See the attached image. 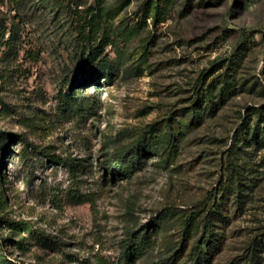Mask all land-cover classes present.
I'll return each instance as SVG.
<instances>
[{"label": "rangeland", "instance_id": "374dc122", "mask_svg": "<svg viewBox=\"0 0 264 264\" xmlns=\"http://www.w3.org/2000/svg\"><path fill=\"white\" fill-rule=\"evenodd\" d=\"M190 1L155 20L151 0H0V258L185 264L220 205L207 264H264V0Z\"/></svg>", "mask_w": 264, "mask_h": 264}, {"label": "trees", "instance_id": "16d2710c", "mask_svg": "<svg viewBox=\"0 0 264 264\" xmlns=\"http://www.w3.org/2000/svg\"><path fill=\"white\" fill-rule=\"evenodd\" d=\"M103 1L104 0H98L99 7L101 6ZM173 3H174L173 0H151V2L150 3L148 2V5L146 6V10L148 14H146L145 17L153 16L155 20H160L162 17H165L166 13L170 12ZM190 5H191V1L186 0L184 4L185 8L189 7ZM92 55H93V52L91 50L89 54L87 55L86 59L83 61L86 65L94 63V60L92 59ZM112 75L113 73H110V72L104 73L103 74L104 81L106 83H110L111 81H113ZM95 79L96 78L94 76H89L86 79L82 78L80 82L78 83H81L83 86L89 81L91 82V81H94ZM223 83H224V87L222 88L220 93L216 96V98L220 99V102H223V100L226 97V89L227 91H229V89L232 88V86H229V87L226 86L227 84H229V81L227 80V78H224ZM97 85L98 86L101 85V82H98ZM215 86L216 85L214 83L209 84L206 91L204 92L200 91L199 97L195 101L196 102L195 106H199L200 109L202 110V108H204L203 107L204 105H207L208 107H210L209 105L211 104V108H212V103H215V100L212 97L213 91L211 89ZM68 103L76 107L75 106L76 99L73 95H71L68 98ZM79 106L82 107V104ZM71 109L73 108L71 107ZM201 110H200V113H201ZM171 127L172 126L170 125V129ZM262 131L264 133V128ZM7 136H8L9 141H11L12 139H19V141L23 143L24 145L23 151L26 153L28 151V148L32 147V144L29 142V140H27L25 137L21 135L11 133V134H8ZM136 155L137 154L133 155L132 159L128 161H124V160L116 161L114 163V167L108 170V172H110L111 174V177L115 180L117 179V176H127L130 173H132L134 169V164L136 163V160L138 159ZM44 156L48 160H50L52 163L59 164L61 166L66 167L71 173L75 171L76 164H75L74 159L62 157L60 155L51 154L48 152H44ZM2 160L3 158L0 159V161ZM80 195L83 200L92 201V198L90 197V195H84V194H80ZM218 215L220 219L225 217L222 214L220 205H215L211 207L210 210H208L207 215L204 220L203 233L201 237L199 238V240L196 242V244L192 246L191 252H190V255H191L190 260L185 264H207L208 263L210 254H212V251H214V249H217L219 245V239L215 237L216 233L213 232L211 229V226L213 225V218L218 217ZM185 231H187V228ZM133 237L134 238L131 239V243L129 245L130 247L127 248L129 249V252H131V254L143 253L150 246V242H149L150 238L142 236L139 240H137L135 239L136 237L135 235ZM182 251L183 249H177L175 251V254L173 255L175 262L182 256ZM175 262H169V264H174ZM0 264H22V263L17 262L15 260L0 258ZM154 264H161V263H154Z\"/></svg>", "mask_w": 264, "mask_h": 264}]
</instances>
